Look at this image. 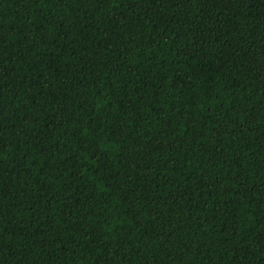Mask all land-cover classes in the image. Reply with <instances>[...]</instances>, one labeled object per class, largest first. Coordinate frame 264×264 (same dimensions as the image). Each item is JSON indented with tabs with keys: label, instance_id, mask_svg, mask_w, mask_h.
<instances>
[{
	"label": "trees",
	"instance_id": "1",
	"mask_svg": "<svg viewBox=\"0 0 264 264\" xmlns=\"http://www.w3.org/2000/svg\"><path fill=\"white\" fill-rule=\"evenodd\" d=\"M0 264H264V0H0Z\"/></svg>",
	"mask_w": 264,
	"mask_h": 264
}]
</instances>
